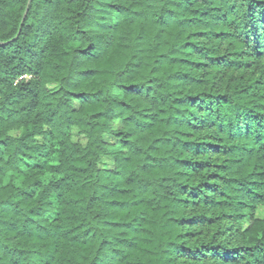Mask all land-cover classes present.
<instances>
[{
  "label": "trees",
  "instance_id": "obj_1",
  "mask_svg": "<svg viewBox=\"0 0 264 264\" xmlns=\"http://www.w3.org/2000/svg\"><path fill=\"white\" fill-rule=\"evenodd\" d=\"M28 2L0 0V264H264V0Z\"/></svg>",
  "mask_w": 264,
  "mask_h": 264
},
{
  "label": "water",
  "instance_id": "obj_2",
  "mask_svg": "<svg viewBox=\"0 0 264 264\" xmlns=\"http://www.w3.org/2000/svg\"><path fill=\"white\" fill-rule=\"evenodd\" d=\"M30 1H31V0H29L28 5H29ZM26 12H27V11H26ZM25 15H26V14H25ZM24 19H25V17L23 18V21H24ZM23 21H22V22H23Z\"/></svg>",
  "mask_w": 264,
  "mask_h": 264
}]
</instances>
